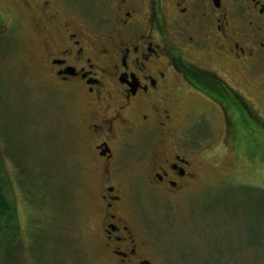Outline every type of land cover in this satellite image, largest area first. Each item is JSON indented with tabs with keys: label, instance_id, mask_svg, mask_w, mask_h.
Instances as JSON below:
<instances>
[{
	"label": "flooded vegetation",
	"instance_id": "obj_1",
	"mask_svg": "<svg viewBox=\"0 0 264 264\" xmlns=\"http://www.w3.org/2000/svg\"><path fill=\"white\" fill-rule=\"evenodd\" d=\"M22 2L41 21L38 65L78 98L104 264H177L151 240L134 195L191 186L201 117L219 118L243 175L264 180V159L239 152L264 148V0H98L90 25L60 20L51 0Z\"/></svg>",
	"mask_w": 264,
	"mask_h": 264
},
{
	"label": "rangeland",
	"instance_id": "obj_2",
	"mask_svg": "<svg viewBox=\"0 0 264 264\" xmlns=\"http://www.w3.org/2000/svg\"><path fill=\"white\" fill-rule=\"evenodd\" d=\"M51 1L60 20L77 16L88 25L101 3ZM41 28L22 0H0V191L10 209L0 217V264H104L81 108L75 92L38 65ZM204 121L193 129L191 186L170 197L137 192L135 206L151 240L177 264L262 259L264 180L243 175L248 169L238 167L232 144L222 146L219 118ZM244 148L240 154L253 164L264 159L261 146Z\"/></svg>",
	"mask_w": 264,
	"mask_h": 264
},
{
	"label": "trees",
	"instance_id": "obj_3",
	"mask_svg": "<svg viewBox=\"0 0 264 264\" xmlns=\"http://www.w3.org/2000/svg\"><path fill=\"white\" fill-rule=\"evenodd\" d=\"M8 212H10V209L7 204L6 198L0 191V217L6 218V215L8 214ZM0 224H1V218H0ZM18 230L19 229L17 228V231Z\"/></svg>",
	"mask_w": 264,
	"mask_h": 264
}]
</instances>
